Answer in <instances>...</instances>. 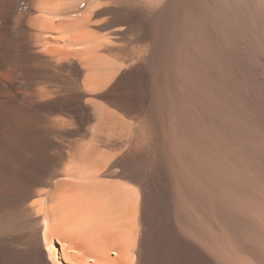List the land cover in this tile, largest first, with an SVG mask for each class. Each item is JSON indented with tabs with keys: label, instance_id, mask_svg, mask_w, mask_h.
Listing matches in <instances>:
<instances>
[{
	"label": "bare ground",
	"instance_id": "obj_1",
	"mask_svg": "<svg viewBox=\"0 0 264 264\" xmlns=\"http://www.w3.org/2000/svg\"><path fill=\"white\" fill-rule=\"evenodd\" d=\"M263 1L0 0V264H264Z\"/></svg>",
	"mask_w": 264,
	"mask_h": 264
},
{
	"label": "rangeland",
	"instance_id": "obj_2",
	"mask_svg": "<svg viewBox=\"0 0 264 264\" xmlns=\"http://www.w3.org/2000/svg\"><path fill=\"white\" fill-rule=\"evenodd\" d=\"M263 2H264V1H263ZM257 3H260V2H257ZM150 125H151V126L153 125V127L155 128V125H156V124H149V126H146V130H145V131H146V134H147V135L149 134V148H150V149H149V157H150V155H152V156L155 155V153H154V152H155V148L153 149V147L155 146V139H154V138L156 137V133H155V132L157 131V130H156V131H155V130H154V131H153V130L150 131V129H154L153 127L149 129V127H151ZM147 128H148V129H147ZM155 129H156V128H155ZM147 132H148V133H147ZM153 132H154V133H153ZM154 135H155V136H154ZM153 139H154V140H153ZM151 142H152L153 144H152ZM150 145H151L152 147H151ZM153 151H154V152H153ZM153 153H154V155H153ZM104 179H106V178H104ZM118 180L120 181L121 178H119ZM120 182H121V183H127V185H129V187H132V186L134 187V186H136L135 183L128 182V180H126V179H122Z\"/></svg>",
	"mask_w": 264,
	"mask_h": 264
}]
</instances>
